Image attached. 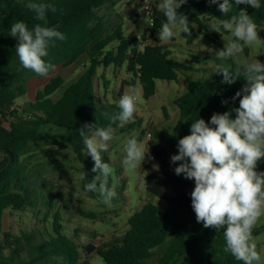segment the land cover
<instances>
[{
	"label": "trees",
	"instance_id": "16d2710c",
	"mask_svg": "<svg viewBox=\"0 0 264 264\" xmlns=\"http://www.w3.org/2000/svg\"><path fill=\"white\" fill-rule=\"evenodd\" d=\"M110 1L40 0L55 8V12L51 9L47 12V26H56L66 36L65 40H56L49 46V55L44 58L46 62L55 68L70 67L80 60H84L86 65L78 77L63 89L64 81L57 76L42 91L36 92L32 101L18 107L17 100L27 93L25 78L30 70L19 63L16 55L18 40L9 35L10 27L14 21L22 20L31 30L35 24L43 22L36 20L34 13L24 7L29 0H0V264H89L87 258L91 254L100 257L104 264H242L224 251L223 229L204 228L196 221L190 195L194 180L185 179L182 174L176 175L174 169L179 162H171V157L178 154L179 139L190 134L194 120L203 118L207 123L214 113L223 114L239 107L243 93L235 100L232 97L247 82L242 69H239L241 77L232 84L222 83V74L216 73L221 67L215 69L210 81H187L186 90L174 99L178 110L176 130L153 132L154 140L148 142L149 151L142 162L144 186L149 197L166 202L164 213L151 201L146 202L128 218V228L122 236L98 247L90 243L80 244L64 232L62 217L58 210H53L56 196L51 193L44 199V211L38 210L41 215H35L33 210L37 207L38 193L29 182L25 169L26 155L32 144L61 142L69 146L87 174L80 179L82 191L102 203L97 193L85 191V184L98 173L92 172L91 160L86 163V145L78 129L94 123L107 128L110 117L120 111L117 102L124 93L120 87L113 97L116 103H103L97 95L95 81L101 82L103 93L110 82L101 74L97 76L99 68H121L125 65L131 74V83L136 81L139 84L146 101L155 94L156 80L174 82L178 72L187 70L171 58L166 45L147 42L139 52L130 49L131 37L125 36L122 27L116 25L109 29L107 23L97 16V11ZM230 2L233 3L232 9L224 16L219 7L213 9L208 0H187L177 10L187 16L192 32L190 37L182 32L186 44L191 45L196 34H203L202 17L221 23V20L237 15L241 9L246 10L258 25V35H264V0H260L259 9L236 6L235 0ZM153 12L154 26L146 33L156 37L166 17L160 10L153 9ZM142 38L147 41L144 35ZM209 59L216 66L228 64L232 70H237L231 58L221 60L212 56ZM257 59L264 63L261 56ZM57 91H60L59 96L53 97ZM222 101L227 103L222 104ZM163 115L166 117L164 110ZM235 116L233 111L232 118ZM140 124L141 119L134 116L120 131ZM119 126V121L111 124L112 129ZM150 156L153 161L149 160ZM257 171H264V159L258 163ZM7 210L29 212L34 220L33 226L19 230L17 234L4 231L2 218ZM82 215L95 218L92 213ZM263 231L264 224L254 228L253 236Z\"/></svg>",
	"mask_w": 264,
	"mask_h": 264
},
{
	"label": "clouds",
	"instance_id": "9594fccd",
	"mask_svg": "<svg viewBox=\"0 0 264 264\" xmlns=\"http://www.w3.org/2000/svg\"><path fill=\"white\" fill-rule=\"evenodd\" d=\"M186 2L160 0L157 7L166 17L158 33L160 41H169L182 32L187 37L192 35L187 16L177 11ZM208 3H218L224 16L233 5L230 0H223L222 3L208 0ZM235 5H247L254 9L261 7L260 0H235ZM24 7L43 23L35 24L30 30L24 21L16 20L11 24L9 35L18 40L16 55L22 67L47 76L55 68L44 59L49 55V46L54 45L56 40H65L66 36L56 26H47V12L49 9L55 12L53 6L40 0H29ZM177 27L179 32H174ZM220 27L230 33L229 42L225 43L223 50L216 51L221 60L242 53L245 46L264 43L258 35V25L244 9L229 19L221 20ZM211 29L218 32L216 25H211ZM242 67L247 83L232 97L235 100L243 93L239 107L223 114L214 113L207 123L203 118L194 120L190 134L179 139L178 154L171 157V162H179L174 169L176 175L182 174L185 179L194 180L195 186L190 195L196 221L204 228L223 229L224 251L242 264H261L253 231L264 216V171H257L258 163L264 158V63L258 59L244 61ZM216 73L222 74V83L226 84H232L241 77L239 69L234 71L230 67H222ZM224 103L227 101H222ZM118 106L120 111L110 117L107 128L94 123L78 129L87 153L94 161L92 172L98 173L85 184V191L97 193L107 206H111L117 193L108 186L113 169L110 164L102 162L101 152H107V142L112 139L111 124L119 121L123 126L133 119L137 106L135 90L130 89L123 94ZM233 111L236 113L234 119ZM148 150L137 139H129L123 164L135 170L145 161ZM86 175L82 172L81 179Z\"/></svg>",
	"mask_w": 264,
	"mask_h": 264
},
{
	"label": "rangeland",
	"instance_id": "374dc122",
	"mask_svg": "<svg viewBox=\"0 0 264 264\" xmlns=\"http://www.w3.org/2000/svg\"><path fill=\"white\" fill-rule=\"evenodd\" d=\"M143 1L112 0L97 11V16L107 23L109 29L116 25L121 26L127 37L142 33L148 43L166 45L171 51V58L184 65L187 70L178 72L177 81L174 82L156 80L155 94L146 101L142 97L139 84L136 81L131 83V74L126 71L125 65L121 68L110 66L106 69H98L97 76L101 74L110 82L106 92L103 93L100 88L101 82L95 81L99 99L103 103L114 104L116 102L113 97L117 95L120 87L124 94L134 89L137 95L134 116L141 119L139 127L120 131L121 128L124 129L125 123L118 129H112V139L107 142L108 150L101 152L102 162L110 164L113 169L108 179V186L114 189L117 195L112 200L111 206L96 202L82 191L80 179L84 166L66 144L61 142L54 145L32 144L26 155L27 177L38 193L37 207L33 210L35 215H41L37 213L38 210L44 211L42 205L48 193L56 196V205L53 210H58L60 213L64 232L83 245L90 243L98 247L110 239L122 236L128 228V218L148 201L158 206L161 213L166 211V202L147 195L142 163L135 170L123 164L127 141L135 138L139 143L148 147V142L154 140V131L173 132L178 118L174 99L186 90L187 81H210L215 69L229 67L228 64L216 66L210 59L208 60V57H218L216 51L223 50L225 43L229 42L230 33L220 27V22L202 17L201 22L204 29L201 32L203 34H196L191 45L186 44L182 33L179 36L174 35L169 41H160L158 36L151 37L146 33L142 14ZM148 1L152 9L159 11L157 5L160 0ZM212 8L218 9V3L213 4ZM211 25H216L218 32L212 30ZM174 32H179V27L174 29ZM259 37L264 40V35H259ZM245 47L246 51L231 57L233 67L236 69L243 70L242 62H252L258 56H261L264 61V43ZM85 65V61L80 60L70 67H56L49 71L47 76H40L30 71L25 78L27 93L17 100L16 106L23 107L32 101L35 93L42 91L43 87L57 76L64 81L63 89L78 77ZM127 83L130 86H127ZM60 91L53 94V97H58ZM163 110L166 117L163 115ZM147 133L151 135L149 138ZM84 156L86 163L89 164L91 160L94 166V161L87 153V148H85ZM84 213H92L95 218L84 217L82 215ZM33 224L34 220L29 212L15 213L7 210L2 218L3 230L13 234H17L19 230L29 229ZM263 224L264 216L255 228ZM47 227L49 228V225ZM254 240L261 255V264H264V231L254 236ZM81 256L85 259L84 254ZM87 259L89 264H104L96 254H91Z\"/></svg>",
	"mask_w": 264,
	"mask_h": 264
},
{
	"label": "built area",
	"instance_id": "2783aa9c",
	"mask_svg": "<svg viewBox=\"0 0 264 264\" xmlns=\"http://www.w3.org/2000/svg\"><path fill=\"white\" fill-rule=\"evenodd\" d=\"M142 14L145 20V28L151 29L154 25V12L151 8L150 2L148 0H144L142 3ZM147 41L143 40L142 33H137L133 35L130 39L129 48L135 49L137 52L143 50L147 46ZM139 67L136 66V69ZM151 135L147 133V137L149 138ZM150 161H153V157H149Z\"/></svg>",
	"mask_w": 264,
	"mask_h": 264
}]
</instances>
